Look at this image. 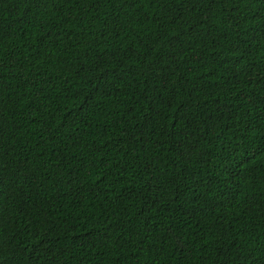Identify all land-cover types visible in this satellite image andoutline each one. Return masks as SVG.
Returning <instances> with one entry per match:
<instances>
[{"label": "trees", "instance_id": "1", "mask_svg": "<svg viewBox=\"0 0 264 264\" xmlns=\"http://www.w3.org/2000/svg\"><path fill=\"white\" fill-rule=\"evenodd\" d=\"M0 264H264V0H0Z\"/></svg>", "mask_w": 264, "mask_h": 264}]
</instances>
